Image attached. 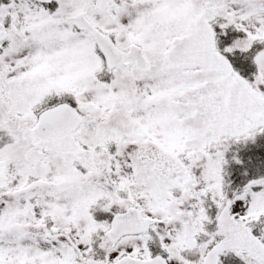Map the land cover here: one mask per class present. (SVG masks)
Returning a JSON list of instances; mask_svg holds the SVG:
<instances>
[{"label": "snow or ice", "instance_id": "1", "mask_svg": "<svg viewBox=\"0 0 264 264\" xmlns=\"http://www.w3.org/2000/svg\"><path fill=\"white\" fill-rule=\"evenodd\" d=\"M0 264H264V0H0Z\"/></svg>", "mask_w": 264, "mask_h": 264}]
</instances>
